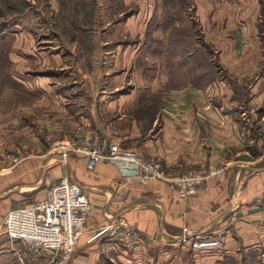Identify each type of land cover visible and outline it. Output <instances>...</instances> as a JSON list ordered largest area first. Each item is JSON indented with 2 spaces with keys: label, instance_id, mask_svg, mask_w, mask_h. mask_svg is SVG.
I'll list each match as a JSON object with an SVG mask.
<instances>
[{
  "label": "crops",
  "instance_id": "obj_1",
  "mask_svg": "<svg viewBox=\"0 0 264 264\" xmlns=\"http://www.w3.org/2000/svg\"><path fill=\"white\" fill-rule=\"evenodd\" d=\"M196 3L205 36L200 48L190 49L189 81L175 92L151 97L139 91L150 77L144 62L138 66L143 47L122 49L124 73L103 78L101 63L70 64V50L64 44L54 49L50 34L41 52L30 55L38 62L13 67L30 99L0 115V264H58L54 252L35 254L10 239L2 223L9 211L43 200L64 177L79 183L92 205L66 264H264L262 48L241 52L234 42L238 33L262 42L264 0ZM241 7L251 8L248 16L239 14ZM31 35L24 37L31 42ZM200 51L220 57L216 75L211 63L199 60ZM139 71L141 83L131 77ZM152 98L158 103L153 115L146 110ZM93 135L102 148L117 142L159 163L169 177L210 168L218 173L182 198L169 181L125 176L107 161L90 171L88 155L74 147ZM60 143L71 148L67 160ZM14 156L22 161L14 164ZM123 223L138 234L136 244L124 237ZM183 237L222 244L192 249Z\"/></svg>",
  "mask_w": 264,
  "mask_h": 264
},
{
  "label": "rangeland",
  "instance_id": "obj_2",
  "mask_svg": "<svg viewBox=\"0 0 264 264\" xmlns=\"http://www.w3.org/2000/svg\"><path fill=\"white\" fill-rule=\"evenodd\" d=\"M196 1L198 2V0H0V115L12 109L15 101L30 99L26 86L15 80L12 69L17 63L38 62L30 55L41 52L38 49L45 46L40 44L45 43V35L50 34L52 38L48 40H52L54 49L65 45L70 50L65 56L70 64L87 63L88 66L90 63L93 65L94 61L101 63L103 78H114L124 73L121 70L123 66H120V63L124 62V59H121L124 52L122 49L132 46L143 47V57L139 53L138 66L144 62L150 69V77L146 78L145 87L138 88L139 91H145V95L154 97L181 89L190 78V49L197 46L200 48L205 36L203 24L196 15L198 6ZM200 9L204 14L205 9ZM236 10H239L240 15L248 16L251 8L241 7ZM256 13L260 15L259 12ZM250 14L254 12L251 11ZM261 15L264 17V7ZM25 35L34 36V39L29 42ZM16 37L22 38V41ZM237 38L239 39H234V42L237 46H242L241 52L244 50L248 53V49L251 52L255 47L261 46V62L264 64V39L262 42L256 37L247 39L239 33ZM80 46L91 50L92 53L87 51L83 55L79 50ZM97 48L99 52L94 50ZM116 49L118 51H114ZM20 52L27 53L25 55ZM253 57L255 60L259 58L257 55ZM198 58L203 63H211L216 75L217 65L221 63L217 54L200 51ZM104 66L108 67V73ZM127 75L129 76L127 78H130V73ZM131 77L141 83L143 76L139 71L134 72ZM253 78L255 77L249 79L250 83ZM149 100H151L147 101L149 109L146 110L153 115L158 103L154 98Z\"/></svg>",
  "mask_w": 264,
  "mask_h": 264
},
{
  "label": "built area",
  "instance_id": "obj_3",
  "mask_svg": "<svg viewBox=\"0 0 264 264\" xmlns=\"http://www.w3.org/2000/svg\"><path fill=\"white\" fill-rule=\"evenodd\" d=\"M65 160L68 158L70 146L65 143L57 145ZM75 151L88 155L87 169L95 170L101 161L115 164L125 176L137 177L141 180L150 178L169 181L179 188L182 198L195 194L197 188L218 173L216 168L208 171H191L182 175L169 177L161 165L142 158L138 152L120 143H110L102 148L97 136H88L84 144L74 147ZM22 161L14 156L13 163ZM92 211L90 198L83 187L67 177L53 184L47 196L31 206L19 207L9 211L2 223L7 236L12 240L22 241L32 252H54L58 264L69 262ZM124 237L136 244L138 234L127 223L122 224ZM190 242L192 249L211 250L221 246L218 238L197 237L190 241L182 238V243Z\"/></svg>",
  "mask_w": 264,
  "mask_h": 264
},
{
  "label": "trees",
  "instance_id": "obj_4",
  "mask_svg": "<svg viewBox=\"0 0 264 264\" xmlns=\"http://www.w3.org/2000/svg\"><path fill=\"white\" fill-rule=\"evenodd\" d=\"M10 5V4H9ZM15 5V4H14ZM18 5V4H17ZM16 6V5H15Z\"/></svg>",
  "mask_w": 264,
  "mask_h": 264
}]
</instances>
